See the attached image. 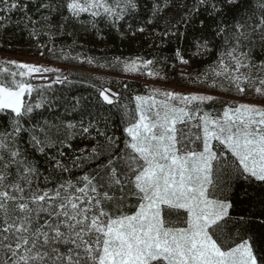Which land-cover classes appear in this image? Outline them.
Returning a JSON list of instances; mask_svg holds the SVG:
<instances>
[{"label": "snow or ice", "instance_id": "obj_1", "mask_svg": "<svg viewBox=\"0 0 264 264\" xmlns=\"http://www.w3.org/2000/svg\"><path fill=\"white\" fill-rule=\"evenodd\" d=\"M16 28L0 264H264V0H0Z\"/></svg>", "mask_w": 264, "mask_h": 264}, {"label": "trees", "instance_id": "obj_2", "mask_svg": "<svg viewBox=\"0 0 264 264\" xmlns=\"http://www.w3.org/2000/svg\"><path fill=\"white\" fill-rule=\"evenodd\" d=\"M71 30V29H70ZM15 32V35L12 32ZM106 39L104 41H96L94 37L84 36L83 33H78L76 36L77 44L84 45V48H76V51L83 52L87 51L91 55L101 56V55H133L135 54L134 49L129 45L127 42H122L119 39V36L116 32H106L105 33ZM47 40V37L44 38V41ZM7 41L8 43H5ZM42 41V42H44ZM73 41V37L63 36L57 37L55 43L57 47L71 45ZM158 42V41H157ZM11 44L12 49H16L15 51L9 50L8 44ZM31 41L29 40L27 33H21L20 28H16L14 30L10 29V33L6 36H3L0 39V53L5 54H16V55H33L32 51L33 48H30ZM107 46L108 51L106 53L102 52L101 49H104ZM138 47V45H135ZM146 47V45H145ZM167 54V53H165ZM59 62H66L67 61H59ZM107 71V70H106Z\"/></svg>", "mask_w": 264, "mask_h": 264}, {"label": "rangeland", "instance_id": "obj_3", "mask_svg": "<svg viewBox=\"0 0 264 264\" xmlns=\"http://www.w3.org/2000/svg\"><path fill=\"white\" fill-rule=\"evenodd\" d=\"M3 57H13V58H18V59H23V60H35L37 59V56L36 55H16V54H5V53H0V58H3ZM54 63H58V64H66V62H54ZM101 73H103L104 71L106 70H100ZM113 79H115V75L112 76Z\"/></svg>", "mask_w": 264, "mask_h": 264}]
</instances>
